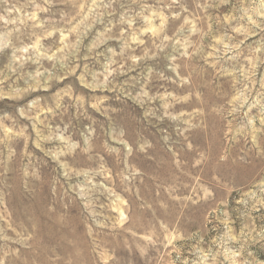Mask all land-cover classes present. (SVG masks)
I'll use <instances>...</instances> for the list:
<instances>
[{
    "label": "rangeland",
    "instance_id": "374dc122",
    "mask_svg": "<svg viewBox=\"0 0 264 264\" xmlns=\"http://www.w3.org/2000/svg\"><path fill=\"white\" fill-rule=\"evenodd\" d=\"M0 264H264V0H0Z\"/></svg>",
    "mask_w": 264,
    "mask_h": 264
}]
</instances>
